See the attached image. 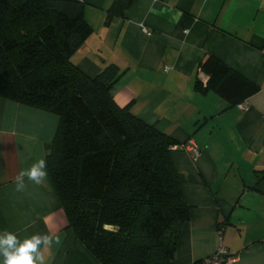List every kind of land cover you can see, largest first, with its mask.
Listing matches in <instances>:
<instances>
[{"label":"crops","instance_id":"crops-1","mask_svg":"<svg viewBox=\"0 0 264 264\" xmlns=\"http://www.w3.org/2000/svg\"><path fill=\"white\" fill-rule=\"evenodd\" d=\"M79 1L92 33L72 56L77 68L93 77L116 66L115 102L185 144L170 150L190 206L170 264H196L219 245L234 264H264V0H132L110 18L116 0ZM208 56L258 87L246 108L198 91ZM58 125L52 112L0 97V236L49 235L45 264H99L67 227L48 176L41 185L24 177L26 190L16 191L19 172L45 159Z\"/></svg>","mask_w":264,"mask_h":264},{"label":"trees","instance_id":"trees-1","mask_svg":"<svg viewBox=\"0 0 264 264\" xmlns=\"http://www.w3.org/2000/svg\"><path fill=\"white\" fill-rule=\"evenodd\" d=\"M131 3L116 0L108 18ZM91 33L79 0H0V97L59 117L48 178L67 227L99 264H170L190 215L188 178L170 150L185 144L115 102L116 66L93 77L77 68L72 56ZM198 69L207 77L198 91L230 105L258 90L214 56Z\"/></svg>","mask_w":264,"mask_h":264},{"label":"clouds","instance_id":"clouds-1","mask_svg":"<svg viewBox=\"0 0 264 264\" xmlns=\"http://www.w3.org/2000/svg\"><path fill=\"white\" fill-rule=\"evenodd\" d=\"M48 176L47 160L38 159L30 167L22 169L14 180L16 191L24 192L26 185L23 178L27 177L33 184H43ZM52 242L49 235L35 234L20 241L15 233L5 231L0 236V257L2 264H45L42 245L48 246ZM59 243V240L56 241Z\"/></svg>","mask_w":264,"mask_h":264},{"label":"built area","instance_id":"built-area-1","mask_svg":"<svg viewBox=\"0 0 264 264\" xmlns=\"http://www.w3.org/2000/svg\"><path fill=\"white\" fill-rule=\"evenodd\" d=\"M144 31L146 33L148 32L146 29H144ZM239 106L241 108H246L244 103H239ZM262 117L264 119V112L262 113ZM174 148H177V146H171V149ZM190 151L194 159H196L200 154L199 149L196 146L190 147ZM236 260L237 257L235 255L231 254L223 245H219L212 254L201 259L198 264H234Z\"/></svg>","mask_w":264,"mask_h":264},{"label":"rangeland","instance_id":"rangeland-1","mask_svg":"<svg viewBox=\"0 0 264 264\" xmlns=\"http://www.w3.org/2000/svg\"><path fill=\"white\" fill-rule=\"evenodd\" d=\"M107 228H112V227H107Z\"/></svg>","mask_w":264,"mask_h":264}]
</instances>
